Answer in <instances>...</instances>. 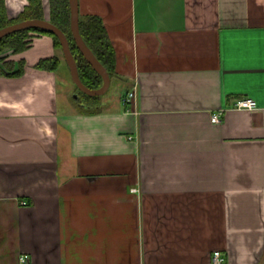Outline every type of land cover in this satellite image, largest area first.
I'll return each mask as SVG.
<instances>
[{
    "label": "crops",
    "instance_id": "0c3cea01",
    "mask_svg": "<svg viewBox=\"0 0 264 264\" xmlns=\"http://www.w3.org/2000/svg\"><path fill=\"white\" fill-rule=\"evenodd\" d=\"M78 8L102 19L124 91L77 100L63 60L34 66L62 58L46 34L4 52L26 64L0 73V264H264V0Z\"/></svg>",
    "mask_w": 264,
    "mask_h": 264
},
{
    "label": "trees",
    "instance_id": "16d2710c",
    "mask_svg": "<svg viewBox=\"0 0 264 264\" xmlns=\"http://www.w3.org/2000/svg\"><path fill=\"white\" fill-rule=\"evenodd\" d=\"M35 18L44 19L42 0H29L28 5L14 18L8 17L5 0H0V29L19 21ZM49 21L59 28L68 39L69 48L76 61L78 75L82 83L91 89L101 87L103 84L102 76L89 64L74 41L70 28L68 0H49ZM78 25L84 44L104 66L112 82V79L117 76L115 70V50L102 19L92 14H79ZM41 34L49 35L53 40L54 47L62 51L58 37L51 30L42 28L41 26L23 28L9 33L0 39V73L6 76L21 75L24 72L25 60L22 58L18 60L7 59V55L4 52L7 49H11L14 54L21 53L29 48L32 37ZM62 60L69 69L63 55L62 58L58 55L42 58L34 66L40 70L55 71L59 68ZM76 88L78 89L77 100L94 107L99 105L102 95H87L79 87L76 86Z\"/></svg>",
    "mask_w": 264,
    "mask_h": 264
},
{
    "label": "water",
    "instance_id": "95a60500",
    "mask_svg": "<svg viewBox=\"0 0 264 264\" xmlns=\"http://www.w3.org/2000/svg\"><path fill=\"white\" fill-rule=\"evenodd\" d=\"M68 2L70 9V28L74 41L80 52L85 57V59L102 76L103 84L101 87L96 89H91L82 83L78 75L76 61L69 48L68 39L66 38L65 34L54 24H52L48 19L45 18L27 19L5 26L0 29V39L9 33L21 30L29 26H41L42 28L51 30L52 32L55 33V35L58 37L61 43L64 59L69 67L71 79L74 82V84L87 95H92V96L101 95L104 92H106V90L110 86V81H111L110 76L106 71V69L104 68V66L94 57V55L90 52L88 47L84 44V41L80 35L79 25H78V20H79L78 0H68Z\"/></svg>",
    "mask_w": 264,
    "mask_h": 264
},
{
    "label": "built area",
    "instance_id": "2783aa9c",
    "mask_svg": "<svg viewBox=\"0 0 264 264\" xmlns=\"http://www.w3.org/2000/svg\"><path fill=\"white\" fill-rule=\"evenodd\" d=\"M133 97H134V93L129 92L122 98V101L126 104V103L130 102L133 99ZM255 107H256V103L251 98L238 99L234 104V108H237V109H254ZM222 111L223 110H218V111L212 113L211 121L212 122H220ZM21 203L26 204L27 202L25 200H23ZM20 260L22 262H26V258L23 256L20 257ZM212 264H228V263L226 262L225 257L222 255V253L219 250H215L212 253Z\"/></svg>",
    "mask_w": 264,
    "mask_h": 264
},
{
    "label": "rangeland",
    "instance_id": "374dc122",
    "mask_svg": "<svg viewBox=\"0 0 264 264\" xmlns=\"http://www.w3.org/2000/svg\"><path fill=\"white\" fill-rule=\"evenodd\" d=\"M8 51V50H5ZM63 53L61 54L62 57ZM63 66L66 67L65 62L63 61ZM72 86L74 87V89L78 92V89L76 88V86L72 83ZM124 91V88L120 86V84H118L117 80H112V82L110 83L109 88L106 90V92H104L103 94L107 97V96H118L121 92ZM102 94V95H103Z\"/></svg>",
    "mask_w": 264,
    "mask_h": 264
}]
</instances>
